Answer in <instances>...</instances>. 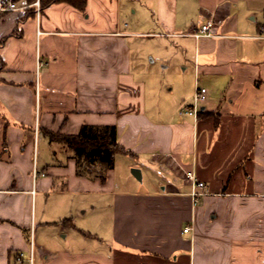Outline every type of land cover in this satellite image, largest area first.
<instances>
[{"label": "crops", "instance_id": "1", "mask_svg": "<svg viewBox=\"0 0 264 264\" xmlns=\"http://www.w3.org/2000/svg\"><path fill=\"white\" fill-rule=\"evenodd\" d=\"M135 37L195 43L201 115L164 112ZM0 57V264H264V0L31 7L0 19ZM84 123L117 126L143 187L78 174L46 132Z\"/></svg>", "mask_w": 264, "mask_h": 264}, {"label": "rangeland", "instance_id": "2", "mask_svg": "<svg viewBox=\"0 0 264 264\" xmlns=\"http://www.w3.org/2000/svg\"><path fill=\"white\" fill-rule=\"evenodd\" d=\"M173 40L174 38L165 40L160 37H135L133 56L141 63L140 71L144 72L148 79H154L164 112L175 113L176 119H183L185 115L180 114L184 106L183 98L189 104L193 103L196 90L192 72L195 43L185 41V45H182V40L178 44H175ZM136 71L139 70L136 69ZM129 161H131L130 158L124 155H119L115 159L113 168L117 179L122 184L121 188L132 190L139 186L143 187L140 185L142 182L126 181L132 172V168L128 166ZM84 199L88 202L89 198L83 197L82 201Z\"/></svg>", "mask_w": 264, "mask_h": 264}, {"label": "trees", "instance_id": "3", "mask_svg": "<svg viewBox=\"0 0 264 264\" xmlns=\"http://www.w3.org/2000/svg\"><path fill=\"white\" fill-rule=\"evenodd\" d=\"M58 2H67L81 11H85L87 6V0H41V8ZM0 65H3L1 57ZM203 112L201 110L199 115ZM46 132L52 141L64 143L80 153L77 159V173L80 175H95L104 180L108 170L113 168L116 156L131 153L119 143L115 124L84 123L78 133ZM61 222L72 224V219L64 218Z\"/></svg>", "mask_w": 264, "mask_h": 264}, {"label": "built area", "instance_id": "4", "mask_svg": "<svg viewBox=\"0 0 264 264\" xmlns=\"http://www.w3.org/2000/svg\"><path fill=\"white\" fill-rule=\"evenodd\" d=\"M31 7H35L37 14L41 11V0H34L33 2H28L27 0H0V19L10 12L15 11H25ZM215 26V21L213 19H208L204 24L201 25L199 31L195 33V36H210L213 33V28ZM208 90L206 87L197 86L194 93V102L185 106L180 110L181 115H192L197 117L199 112L202 110L201 106L207 99ZM44 176L43 171H39L36 167L34 168V176ZM189 177L194 178L191 174ZM198 186H205L203 181H197ZM196 194V193H195ZM194 194V195H195ZM190 226L184 228V231H189ZM33 247V241L31 243V248ZM32 256L30 258V263H32Z\"/></svg>", "mask_w": 264, "mask_h": 264}, {"label": "water", "instance_id": "5", "mask_svg": "<svg viewBox=\"0 0 264 264\" xmlns=\"http://www.w3.org/2000/svg\"><path fill=\"white\" fill-rule=\"evenodd\" d=\"M132 173H133L137 178H141L140 169H138V168H134V169L132 170Z\"/></svg>", "mask_w": 264, "mask_h": 264}]
</instances>
